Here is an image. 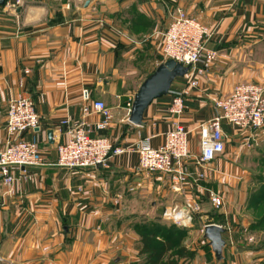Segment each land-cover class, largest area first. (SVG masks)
<instances>
[{
    "label": "crops",
    "instance_id": "1",
    "mask_svg": "<svg viewBox=\"0 0 264 264\" xmlns=\"http://www.w3.org/2000/svg\"><path fill=\"white\" fill-rule=\"evenodd\" d=\"M7 3L0 0V151L8 141L9 103L27 95L40 123L23 138L38 143L44 165L23 168L14 186L0 190V264H145L139 256L140 236L130 227L131 200L143 189V194L171 204L173 192L166 177L138 172L136 147L148 137L153 147H160L177 121L189 132L190 171L194 177L205 174L204 180L184 187L188 197L200 198L203 221L196 243L202 247L193 249L196 256L189 264H218L204 238L208 224L226 229L224 264L258 259L260 248L241 245L245 230L239 226L251 222L241 224L226 193L213 185L239 172L234 169L241 151L262 130L250 135L224 124V154L205 165L195 159L200 155L201 127L217 113L213 99L227 97L244 80L260 84L264 79L247 65L249 45L264 41V0H25L17 10ZM175 8L211 30L206 47L217 51L218 59L197 88H187L186 76L177 78L170 93L147 108L143 125L136 126L129 121V104L145 79L166 61L160 45ZM183 90L186 107L176 118L169 108L174 94ZM98 100L107 105L111 120L105 130H97L95 125L105 118L92 112L86 121L93 134L128 152L112 156L97 169L58 167V144L68 139L70 125L80 122L83 108ZM214 194L224 202L221 221L208 214Z\"/></svg>",
    "mask_w": 264,
    "mask_h": 264
},
{
    "label": "built area",
    "instance_id": "2",
    "mask_svg": "<svg viewBox=\"0 0 264 264\" xmlns=\"http://www.w3.org/2000/svg\"><path fill=\"white\" fill-rule=\"evenodd\" d=\"M24 2L8 0L7 7L17 10ZM212 35L206 25L184 9L175 8L171 12L168 27L163 33L162 56L166 61L175 60L190 68L186 75L187 88H197L200 77L218 59V52L206 47ZM186 94V90L174 94L169 108L172 116L179 118L184 113ZM213 102L217 113L201 127L200 155L195 159L200 165L209 164L224 154L227 142L224 124L250 135L264 129V85L240 82L227 97H217ZM131 109L132 103L129 104V114ZM92 112L102 114L105 118L95 125L97 130L108 127L111 113L105 102L98 100L86 105L80 122L70 125L66 133L68 139L58 144V167L67 170L97 169L99 165L106 166L112 156L128 152L108 138L93 134V129L86 121ZM39 123L40 118L31 97L21 94L10 101L6 114L8 141L5 149L0 151V190L3 186H14L16 173L23 168L44 165L38 143L23 138L25 133L36 130ZM63 124L70 122L64 121ZM136 151L140 156V174L166 177L172 192L184 197L183 203L166 209L164 220L183 227L191 225L194 214L200 213L202 208L200 198L195 195L188 197L184 187L190 182L204 180L205 174L196 173L194 177L189 169L188 162L193 156L189 148L188 130L177 121L174 128L165 134V141L160 147H153L148 137L138 143ZM141 186L139 184L137 189ZM211 202L214 207H221L223 199L214 194Z\"/></svg>",
    "mask_w": 264,
    "mask_h": 264
},
{
    "label": "rangeland",
    "instance_id": "3",
    "mask_svg": "<svg viewBox=\"0 0 264 264\" xmlns=\"http://www.w3.org/2000/svg\"><path fill=\"white\" fill-rule=\"evenodd\" d=\"M160 46H163V43ZM249 46L252 47L248 52L251 55L247 59V65L253 70L257 69L260 71V75L264 78V41L253 42ZM244 82L248 81L244 80ZM260 84L264 85V79L260 81ZM261 130L264 131V129ZM262 131H260L259 137L252 140L248 147H244L241 151L237 162V170L234 169V171L239 172L237 174L234 173L227 179H222L221 182L218 180L213 185L217 192L226 193V200L234 206V210L236 211L234 212L241 224L248 221L251 222L249 226H239L242 228V231L245 230V237L242 238L241 245L250 249L260 248V256L257 257L258 259H253L252 257L245 259L246 261L249 260L247 264H264V132ZM142 192H144L143 189L137 192L138 194L131 200L133 205L130 213H128L131 216V229L135 231L137 227L142 232H147L146 229L149 231V229H157L161 226L163 233L168 232V235L176 234L182 237L179 240L180 244L174 250L175 259H177L176 253L181 252L180 248L182 247H186L190 252L195 248L202 247V244H196L197 241L200 242L202 234L201 227L203 221L199 218L201 212L194 214V221L190 226L194 225L190 229L195 230V232L192 233L189 227H186L188 228L186 234L183 226L176 225L172 221H166L163 218V214L167 208L180 204L182 201L181 195L173 192V196L171 195V199L168 200L172 203L168 204L166 203L167 199H162L159 196L155 197L154 194H143ZM223 206L224 202L221 207ZM221 207H211L208 212L209 216L212 214L217 215V219L221 221L225 217L223 211L220 210ZM248 235H251V237H247ZM188 238H191V240ZM186 258L187 255L183 258L181 264H189L193 261V259L190 261L186 260ZM142 261L145 262V257L142 258ZM142 261L141 263H143Z\"/></svg>",
    "mask_w": 264,
    "mask_h": 264
},
{
    "label": "water",
    "instance_id": "4",
    "mask_svg": "<svg viewBox=\"0 0 264 264\" xmlns=\"http://www.w3.org/2000/svg\"><path fill=\"white\" fill-rule=\"evenodd\" d=\"M189 69V67H185L175 60H167L160 64L155 71L145 79L134 95L129 121L136 126H142L144 114L151 103L155 99L168 95L173 82L177 78H184L188 74ZM52 137L53 132L50 131L49 139L51 142ZM101 167V165L98 166V168ZM225 232V228L215 224H208L204 228V238L209 240L218 264H224L226 258L225 247L227 242L223 238Z\"/></svg>",
    "mask_w": 264,
    "mask_h": 264
},
{
    "label": "trees",
    "instance_id": "5",
    "mask_svg": "<svg viewBox=\"0 0 264 264\" xmlns=\"http://www.w3.org/2000/svg\"><path fill=\"white\" fill-rule=\"evenodd\" d=\"M149 228V227H148ZM187 234L186 227H183ZM135 231L140 236V250L139 256L145 257V264H181L183 258L187 255L186 260H192L195 258V252L187 250L186 247H182L181 252H177V259L174 258V250L177 245L180 244L179 240L182 237L176 234L168 235V232H162L161 226L157 229H152L147 232H142L137 228ZM185 260V259H184Z\"/></svg>",
    "mask_w": 264,
    "mask_h": 264
}]
</instances>
